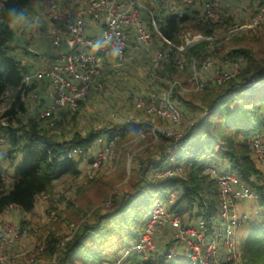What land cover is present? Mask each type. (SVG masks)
I'll use <instances>...</instances> for the list:
<instances>
[{
	"label": "built area",
	"instance_id": "built-area-1",
	"mask_svg": "<svg viewBox=\"0 0 264 264\" xmlns=\"http://www.w3.org/2000/svg\"><path fill=\"white\" fill-rule=\"evenodd\" d=\"M242 6L244 0H234ZM138 2L143 5L140 7ZM223 0H42L43 14L47 17V32L37 23L31 29L23 28L30 40L41 34L58 51L55 56L36 54L30 46L27 53L34 55L44 66L27 70L22 74L20 86L12 92L9 107L2 114L5 126L8 119L20 120L28 124L30 119L54 125L56 114H75L91 95L109 91L101 82L105 68L126 69L128 50L136 47L147 51L149 79L144 86L131 96L133 109L144 112L152 118L160 119L162 126L154 125L147 135L153 142L162 134L178 140L194 125L195 120L182 124V110L174 99L180 90L201 92L211 82L214 87L236 79L244 65L243 58L218 60L216 55L223 42L254 30L264 23V0L256 3V13L249 24L226 29H215L211 35L190 31L178 34L179 44L166 38L157 24L155 12L167 11L181 18L191 17L196 11V20L219 23L224 12ZM199 6V7H198ZM228 8V6H225ZM227 10V9H226ZM42 15L35 18L39 20ZM42 32V33H41ZM203 44L198 60L191 59L189 87L184 88L176 77L162 78L160 73L172 61L179 70L187 67L188 50ZM61 47L65 51L60 52ZM229 54V52H226ZM22 65L29 66L22 59ZM29 68V67H27ZM251 84L247 85V88ZM44 91V95L41 92ZM43 96V97H42ZM44 105L32 118L20 119L27 105ZM20 108H23L21 111ZM12 111L5 115L7 111ZM202 115H206L207 109ZM7 126V125H6ZM138 133V139L147 136ZM118 138L100 137L87 152L75 147L66 149L57 161L63 159H83L86 165L84 174L92 177L96 171L110 163L112 151ZM249 158L256 170L251 183L232 173L228 168L219 171L217 167L204 165L203 174L214 180L217 206L214 213L202 207L197 213L180 203L182 187L170 189L164 200H157L143 217L135 241L127 245L117 264H133L131 257L139 259V264L150 262L164 264L176 259L189 264H241L244 230L247 219L238 212V204L243 200L264 201V129L247 140ZM4 142L0 136V177L4 188L11 184V177L2 166ZM95 149V151H94ZM168 153H171L169 150ZM6 155V154H5ZM184 167L173 157L162 169L153 173V178L179 177L185 180ZM49 194L35 198V204H49ZM8 208H17L8 206ZM18 209V208H17ZM20 211V210H19ZM257 215V213H255ZM74 231L60 241L50 264H57L58 256ZM28 238V232L11 224L0 222V264H38L44 255V246L36 245L23 261L20 249ZM170 246V250L165 248Z\"/></svg>",
	"mask_w": 264,
	"mask_h": 264
},
{
	"label": "trees",
	"instance_id": "trees-1",
	"mask_svg": "<svg viewBox=\"0 0 264 264\" xmlns=\"http://www.w3.org/2000/svg\"><path fill=\"white\" fill-rule=\"evenodd\" d=\"M32 1L34 0H7L8 3L26 7ZM257 1L250 0L251 3ZM5 2L6 0H2L0 5H4ZM219 25L209 21H197L194 11L191 17L178 18L170 15L160 29L166 38L179 44L178 34L182 31L193 30L207 36ZM203 46L198 44L188 50L187 64L190 65L192 58L199 61L198 53ZM15 49L14 32L7 26L0 12V105L6 91L18 88L22 74L28 70L27 66L10 55ZM227 57L244 59L245 65L240 75L222 86H207L201 92H197L207 93L205 104L209 112L196 120L178 140L159 134L157 136L159 159L141 162L139 176L133 184L134 192L123 199L112 213L106 216L98 215L95 221L83 222L78 228L74 227V234L58 256L57 264H103L105 258L102 248L109 239L124 233L136 239L140 223L134 231H130L131 225L140 218L143 219L151 205L157 200H164L167 192L177 185L182 187L180 203L185 204L189 210L196 209L198 212L205 207L210 213H214L217 206L215 183L203 174L205 164L199 163L206 150L212 158L227 162L228 170L232 173L251 183L250 178L256 174V170L249 158L247 140L251 133L257 134L264 129V87L254 92L256 94L247 96L244 94L243 84L252 77L260 79L264 76L262 73L264 67L258 66L254 56L246 50H233ZM185 72L186 68L179 70L170 61L160 75L169 79ZM173 97L176 99V94ZM20 109L23 111V108ZM11 112L7 111L5 115ZM150 127L148 123L128 122L124 125L92 130L85 137L75 135L68 142L54 141L40 129L34 119H30L19 131L7 130L6 138L11 150L7 151L6 158L12 160L13 149L21 151L23 158L11 177L8 188H4L0 177V213L8 206H15L23 213H31L35 207V198L50 193L57 180L64 176H79L81 158L57 161L66 149L78 147L87 152L102 135L116 136L121 141L129 135L138 133L147 135ZM18 132L21 134L18 135ZM169 150L171 153H168ZM170 157L184 167L185 180L179 177L153 178V173L167 165ZM259 204H264V201ZM244 225L249 232L242 245L243 264H264V211L257 213L255 220L251 223L247 221ZM59 242L60 240L56 238L48 241L44 254L51 258ZM131 260L133 264H139L135 256L131 257ZM163 261L162 257L158 264H164ZM179 264L189 263L180 261Z\"/></svg>",
	"mask_w": 264,
	"mask_h": 264
},
{
	"label": "rangeland",
	"instance_id": "rangeland-1",
	"mask_svg": "<svg viewBox=\"0 0 264 264\" xmlns=\"http://www.w3.org/2000/svg\"><path fill=\"white\" fill-rule=\"evenodd\" d=\"M27 8L33 18L43 14L42 0L32 1ZM155 15L159 27H162L170 16L169 12L162 10L155 12ZM253 16L254 9L251 2L249 5L243 6L238 4L234 12L226 11L224 16H221L218 28L226 29L249 24ZM46 21L47 17L42 15L37 23L44 32H47ZM25 28L31 29L30 25ZM12 30L14 32V45L16 46V49L10 52L13 58L19 61L24 59L26 62L33 64L38 62L34 55L27 53L26 48L28 46L36 54L55 56L58 53L47 40H43L41 34H37L29 40L27 33H23V28ZM188 31L192 35L197 34L193 30ZM233 50L250 52L254 56L256 64L264 67V24L240 36L233 37L230 41L223 42L216 58L224 60L228 56L226 52ZM62 51H65V47H61L60 52ZM135 52L137 53L134 54V58L132 56L131 60H128L126 69L123 67L113 71L110 70L101 78V82L109 91V95L105 96L103 93H98L95 96L91 95L75 114H56L53 126L49 125L51 121L38 122L40 129L56 142H68L75 135L85 137L92 130L124 125L128 122L148 123L151 127L154 125L162 126L163 122L160 119L152 118L144 112H137L133 109L132 94L138 91L140 86H144L145 81L149 79V75L145 74L148 69L147 55L149 53L139 48ZM36 65L35 63L34 67H37ZM185 68L186 72L176 78L187 89L191 77V68L189 64ZM253 78L254 81L252 82ZM262 82H264V76L260 79L259 77H252L243 84L245 86L244 94L252 96V93L264 87ZM248 84L251 85L247 88ZM207 86L211 87V82L208 81ZM12 93V90L8 89L3 103L0 105V136L4 142V155L1 162L9 177L13 176L17 167L21 164L23 153L18 149H13L12 160L6 158L5 154L8 150H11L6 138V131H19L25 126L17 119H8L5 122L7 126H4L1 122L2 114L10 105ZM175 94L177 97L175 101L182 110V124L196 121L203 116L204 110L207 109L205 104L206 92L197 94V92H190L189 90H180ZM43 105L44 101L35 105H27L20 119L32 118L42 109ZM254 133H251V135ZM17 134L20 135L21 133L18 132ZM148 136L145 139H138L136 134L129 135L121 141L118 139L112 151L111 162L96 171L91 178L84 174L86 165L83 159H80V175L77 177L64 176L57 180L52 191L47 193L50 195L49 200H51L49 204L38 202L31 213H23L17 208H8L0 213L2 224L8 223L28 232V238L20 249L23 255L19 259L23 261L27 258L33 253L36 245H43L46 250L48 241H53L55 238L63 241L69 236L74 227L78 228L83 222H93L98 215L106 216L115 211L118 204L134 192L133 184L139 176L141 162L159 159L160 155L157 150L159 143L158 141L153 142L152 137L149 136V138ZM102 137L106 136L102 135ZM199 163L217 167L219 171H224L229 167L227 162L220 161L216 157L212 158L207 150L200 158ZM193 211L197 213L196 209ZM262 211H264V204H259L254 200H243L238 204V212L245 214L247 221L250 223L255 220L257 216H255V213ZM141 222L142 219L140 218L134 225H131L130 231H134L135 227ZM248 232L246 228L244 235L247 236ZM134 241L135 239L125 235V233L112 236L102 248L105 258L103 264H117L124 248ZM170 248V246H167L165 249L170 250ZM0 254L2 255L3 252H0ZM135 258L139 260L137 257ZM179 263L180 261L173 259L167 264ZM38 264H50V257L44 254ZM241 264H243L242 261Z\"/></svg>",
	"mask_w": 264,
	"mask_h": 264
},
{
	"label": "clouds",
	"instance_id": "clouds-1",
	"mask_svg": "<svg viewBox=\"0 0 264 264\" xmlns=\"http://www.w3.org/2000/svg\"><path fill=\"white\" fill-rule=\"evenodd\" d=\"M138 5L143 7L139 2ZM0 12H2L7 26L11 29H22L31 24L38 23L36 18L30 16L29 10L26 6L8 3L7 0L4 5H0Z\"/></svg>",
	"mask_w": 264,
	"mask_h": 264
},
{
	"label": "crops",
	"instance_id": "crops-1",
	"mask_svg": "<svg viewBox=\"0 0 264 264\" xmlns=\"http://www.w3.org/2000/svg\"><path fill=\"white\" fill-rule=\"evenodd\" d=\"M250 4V2H249V0H244L243 1V4H242V6L243 5H249ZM257 3V2H256ZM256 3H252V7H253V9H254V15H255V13H256ZM228 6V8H226L225 6ZM236 6H238V2H236V1H234V0H223V2H222V11L224 12V13H226V11H235V8H236ZM227 9V10H226ZM222 16H224V14H222ZM137 50V48L136 47H133V48H130V50H128V60H131V57L133 56V58H134V54H136L137 52H135ZM145 51V50H144ZM145 52H147V51H145ZM148 56V55H147ZM132 58V59H133ZM28 64H29V66H27V67H29L28 69L29 70H35V69H38V68H41V67H43L44 65L43 64H41L40 62H34V64L36 63L37 65V67H34V64L33 63H31V62H27ZM33 67V68H32ZM113 71L112 69H109L108 67L107 68H105V70H104V75H106L109 71ZM103 75V76H104ZM146 82V81H145ZM13 91V90H12ZM41 94L42 95H44V91L43 92H41ZM96 95V94H95ZM94 95V96H95ZM43 97V96H42Z\"/></svg>",
	"mask_w": 264,
	"mask_h": 264
},
{
	"label": "water",
	"instance_id": "water-1",
	"mask_svg": "<svg viewBox=\"0 0 264 264\" xmlns=\"http://www.w3.org/2000/svg\"><path fill=\"white\" fill-rule=\"evenodd\" d=\"M254 81V78L252 79V82Z\"/></svg>",
	"mask_w": 264,
	"mask_h": 264
}]
</instances>
